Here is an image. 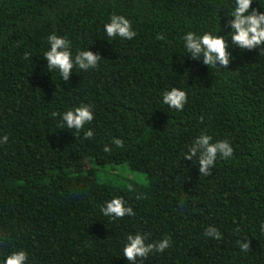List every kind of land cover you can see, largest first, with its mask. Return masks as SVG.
Instances as JSON below:
<instances>
[{
    "label": "trees",
    "instance_id": "trees-1",
    "mask_svg": "<svg viewBox=\"0 0 264 264\" xmlns=\"http://www.w3.org/2000/svg\"><path fill=\"white\" fill-rule=\"evenodd\" d=\"M233 6L0 0V139L9 137L0 143V258L24 249L28 264H129L124 243L139 232L147 243L170 236L171 244L137 264H264V46L232 42ZM252 10L264 12V0ZM113 13L130 19L134 39L109 40L103 26ZM189 31L225 37L229 64L212 68L186 53ZM53 33L71 41L73 54H99V66L57 79L43 57ZM172 87L188 93L182 111L161 102ZM81 104L95 112L90 139L58 126L60 113ZM200 134L234 148L207 176L199 156L184 158ZM108 164H126L147 182H103ZM115 197L135 215L104 217L101 206ZM209 226L222 238L206 237Z\"/></svg>",
    "mask_w": 264,
    "mask_h": 264
},
{
    "label": "clouds",
    "instance_id": "clouds-1",
    "mask_svg": "<svg viewBox=\"0 0 264 264\" xmlns=\"http://www.w3.org/2000/svg\"><path fill=\"white\" fill-rule=\"evenodd\" d=\"M254 0H233V7L229 15L232 31L229 37L232 42L239 45L241 49H253L256 46H264V12L257 13L252 10ZM104 33L109 40L119 38L121 41L132 40L137 36L133 29L132 22L125 15L113 13L108 22L103 26ZM164 40V35L157 37ZM183 49L186 53H191L194 58L202 59L212 68L219 69L217 63L228 65L230 52L229 45L225 37L213 35L212 32L198 34L193 31L185 33L181 37ZM48 48L44 51L43 57L47 60V70L54 73L57 79L67 81L74 68L84 72L95 70L101 61L99 54H94L90 50H81L76 54L70 51L71 41L57 34H50L47 38ZM162 104L172 110H183L188 103V93L178 87H172L162 93ZM95 118V112L92 106L81 104L74 108L59 114L58 126L60 129L76 130V133L83 131L85 139L93 138L94 132L87 128ZM7 135L0 139V143H7ZM212 137L207 134H200L193 142L190 152L184 153L185 159L199 156L198 163L200 171L204 176L209 174L210 165H214L218 154L223 159H228L233 155L234 148L227 139L218 140L211 143ZM111 143L117 148H123L122 139L113 138ZM112 151L108 145L104 146V152ZM101 214L107 217L109 221H118L125 216H134L132 207L126 206V201L122 197H115L101 206ZM206 237L215 239L222 238V233L216 227L209 226L204 233ZM147 237L139 232L127 234L123 247V257L129 261V264H137L138 258H147L152 253H163L171 244V237L158 240L154 243H147ZM242 252L248 249L247 242L237 241ZM30 253L27 250H15L0 258V264H28Z\"/></svg>",
    "mask_w": 264,
    "mask_h": 264
},
{
    "label": "rangeland",
    "instance_id": "rangeland-1",
    "mask_svg": "<svg viewBox=\"0 0 264 264\" xmlns=\"http://www.w3.org/2000/svg\"><path fill=\"white\" fill-rule=\"evenodd\" d=\"M101 180L103 182L110 181L111 183L122 186L135 182L138 184H145L147 182V176L144 173L135 172L130 169L126 164L112 165L108 164L101 168Z\"/></svg>",
    "mask_w": 264,
    "mask_h": 264
}]
</instances>
